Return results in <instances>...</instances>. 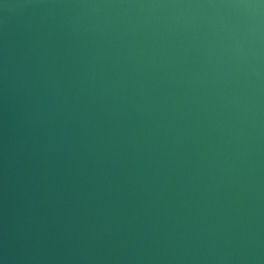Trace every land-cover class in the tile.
Wrapping results in <instances>:
<instances>
[{
  "label": "water",
  "instance_id": "obj_1",
  "mask_svg": "<svg viewBox=\"0 0 264 264\" xmlns=\"http://www.w3.org/2000/svg\"><path fill=\"white\" fill-rule=\"evenodd\" d=\"M0 264H264V0H0Z\"/></svg>",
  "mask_w": 264,
  "mask_h": 264
}]
</instances>
